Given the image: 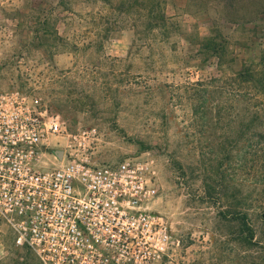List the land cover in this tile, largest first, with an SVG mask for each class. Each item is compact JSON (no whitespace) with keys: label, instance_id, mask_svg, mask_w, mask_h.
I'll use <instances>...</instances> for the list:
<instances>
[{"label":"rangeland","instance_id":"obj_1","mask_svg":"<svg viewBox=\"0 0 264 264\" xmlns=\"http://www.w3.org/2000/svg\"><path fill=\"white\" fill-rule=\"evenodd\" d=\"M207 36L226 46L223 60L199 51ZM247 66L264 75V0H0V92L41 96L69 132L96 126L98 163L155 159L152 206L176 240L158 264H264V219L253 216L248 247L205 193L229 132L217 108L240 106ZM12 243L0 217V264L26 259Z\"/></svg>","mask_w":264,"mask_h":264},{"label":"built area","instance_id":"obj_2","mask_svg":"<svg viewBox=\"0 0 264 264\" xmlns=\"http://www.w3.org/2000/svg\"><path fill=\"white\" fill-rule=\"evenodd\" d=\"M96 126L69 132L41 97L0 92V217L40 264H158L176 240L153 208L155 159L98 163ZM62 149V157L55 153Z\"/></svg>","mask_w":264,"mask_h":264},{"label":"trees","instance_id":"obj_3","mask_svg":"<svg viewBox=\"0 0 264 264\" xmlns=\"http://www.w3.org/2000/svg\"><path fill=\"white\" fill-rule=\"evenodd\" d=\"M165 26L163 23L160 27ZM55 35L61 37L57 32ZM226 50L217 36H207L200 42L199 51L208 53V57L217 56L223 60ZM258 73L251 66L239 71L236 80L243 90L233 97V101L237 100L240 106L234 105L230 110L217 108L215 121L217 124L224 123L229 132L222 134L216 144V165L213 168L215 192H211L209 185L205 190L206 194L219 201L220 214L234 222L238 239L248 247L256 244L253 216L264 219V75ZM256 99H260L262 105L252 106V101ZM226 119H229L228 122H224ZM211 145L214 146L215 142ZM248 176H253V179ZM244 181H248L249 185ZM245 185L249 188L247 191L244 190ZM24 253L28 254L26 259L22 262L17 260V264H28L29 257L40 264L30 250L25 249Z\"/></svg>","mask_w":264,"mask_h":264},{"label":"water","instance_id":"obj_4","mask_svg":"<svg viewBox=\"0 0 264 264\" xmlns=\"http://www.w3.org/2000/svg\"><path fill=\"white\" fill-rule=\"evenodd\" d=\"M55 153L59 156V158H61L62 154H63V150L62 149H56Z\"/></svg>","mask_w":264,"mask_h":264}]
</instances>
